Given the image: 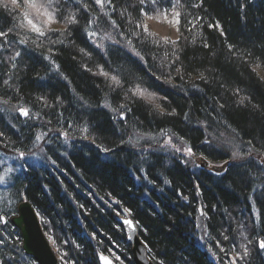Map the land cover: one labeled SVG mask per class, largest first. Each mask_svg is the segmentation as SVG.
<instances>
[{
  "label": "trees",
  "instance_id": "16d2710c",
  "mask_svg": "<svg viewBox=\"0 0 264 264\" xmlns=\"http://www.w3.org/2000/svg\"><path fill=\"white\" fill-rule=\"evenodd\" d=\"M0 32V154L44 161L0 186V264H37L23 202L61 264H134L122 209L154 264H264V0H0Z\"/></svg>",
  "mask_w": 264,
  "mask_h": 264
},
{
  "label": "water",
  "instance_id": "95a60500",
  "mask_svg": "<svg viewBox=\"0 0 264 264\" xmlns=\"http://www.w3.org/2000/svg\"><path fill=\"white\" fill-rule=\"evenodd\" d=\"M22 117L27 118L20 111ZM112 204H117L116 200ZM115 222L124 231L127 242L132 247L134 264H154L148 256L147 247L139 235L137 223L133 220L126 209H122L115 217ZM5 222V219H3ZM131 221V225L125 224ZM12 225L22 236V248L24 253L33 258L37 264H60L59 258L55 253L52 244L48 240L41 225L38 214L29 202H23L18 207L17 216L11 219ZM102 257L104 259H102ZM100 264H115L108 256H99Z\"/></svg>",
  "mask_w": 264,
  "mask_h": 264
},
{
  "label": "rangeland",
  "instance_id": "374dc122",
  "mask_svg": "<svg viewBox=\"0 0 264 264\" xmlns=\"http://www.w3.org/2000/svg\"><path fill=\"white\" fill-rule=\"evenodd\" d=\"M148 23L151 25L152 29L162 37L169 38L172 40L178 39V31L176 25L174 24L175 22L170 23L168 25H162L155 21L149 20ZM32 146V148L38 147V145L35 146V144ZM24 161L29 165H39L41 164V162H44L43 158L38 153L28 155L27 158L21 157L20 155L16 154H0V167L2 169L0 177L4 178L3 181H0L1 187L6 186L7 180L11 177L13 173L21 171ZM221 166L222 165H218L217 167Z\"/></svg>",
  "mask_w": 264,
  "mask_h": 264
},
{
  "label": "snow or ice",
  "instance_id": "6c2138e0",
  "mask_svg": "<svg viewBox=\"0 0 264 264\" xmlns=\"http://www.w3.org/2000/svg\"><path fill=\"white\" fill-rule=\"evenodd\" d=\"M100 2V0H97V3H99ZM5 7H7V4H5L4 5ZM33 7H35V5H32ZM49 17H51L50 15H49ZM5 33H3V32H0V35H4ZM21 43H24V41H21ZM17 56H19V53H17ZM137 95H140V96H144L147 100H149V102H151L153 99H154V97L151 95V94H145V92L144 91H142V90H139L138 89V91H137V93H136ZM156 107L157 108H159L160 106L159 105H156ZM21 112L23 113V115H25V116H27L28 115V113H27V110L26 109H21ZM59 135V134H58ZM65 135H67V133H65ZM36 139H39V137H37ZM171 140V137H169V141ZM105 151L107 152V149H105ZM177 151H179V149H177ZM185 151L188 153V154H191V152H192V149L191 148H187V149H185ZM20 156L21 157H24V152H20ZM233 156H239V153L238 152H234L233 153ZM53 163H55V161H53ZM9 171H11V170H9ZM3 177H0V181H3ZM166 183H167V181H166ZM0 219H2V218H0ZM125 224H129V225H131V221H125L124 222ZM260 243V248L261 249H264V241H260L259 242ZM244 255H247V249L245 248V251H244ZM243 257H241V259H242ZM102 259H104L103 257H102ZM10 264H11V262H10Z\"/></svg>",
  "mask_w": 264,
  "mask_h": 264
},
{
  "label": "clouds",
  "instance_id": "9594fccd",
  "mask_svg": "<svg viewBox=\"0 0 264 264\" xmlns=\"http://www.w3.org/2000/svg\"><path fill=\"white\" fill-rule=\"evenodd\" d=\"M29 7L31 8V7H33L32 5H29ZM47 15V14H46ZM51 19V17H49V20ZM36 25H37V23H35ZM36 31L38 32V33H40L41 32V28L40 27H36Z\"/></svg>",
  "mask_w": 264,
  "mask_h": 264
},
{
  "label": "bare ground",
  "instance_id": "6f19581e",
  "mask_svg": "<svg viewBox=\"0 0 264 264\" xmlns=\"http://www.w3.org/2000/svg\"><path fill=\"white\" fill-rule=\"evenodd\" d=\"M34 260V259H33Z\"/></svg>",
  "mask_w": 264,
  "mask_h": 264
}]
</instances>
